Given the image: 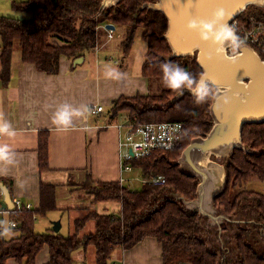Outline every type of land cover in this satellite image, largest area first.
<instances>
[{"label":"trees","instance_id":"1","mask_svg":"<svg viewBox=\"0 0 264 264\" xmlns=\"http://www.w3.org/2000/svg\"><path fill=\"white\" fill-rule=\"evenodd\" d=\"M145 1L154 0H120L117 5L101 12V0H15L13 12L28 15L22 18L12 14L0 15V76L4 82H8L11 76L16 49L20 48L22 61L33 63L47 73H57L61 56L70 58L71 68H74L76 58L95 49L102 38H108L105 28L100 25L111 22L116 27L127 26V36L120 43L124 55L131 53L136 31L141 29V37L146 41L141 72L149 77L150 90L147 94L121 95L114 99L107 109L108 121L110 123V120L126 114L135 123L181 121L184 124V137L178 148L154 150L130 161L145 179L163 176L164 183L147 181L134 189L127 182L96 180L91 175L79 182L76 187L93 194L95 201H120L122 208L119 212L89 211L74 221L75 232L72 234L53 228L37 230L36 218L57 208L56 184L41 183L39 208L18 210L13 207L9 209L8 219L2 218L0 233L8 228L12 235L9 231L0 234V264H6L11 257L21 264H34L45 244L50 252L48 264H73L74 250L90 244L96 248V264H111L116 248H130L146 236H155L162 243L164 264H264V254L246 240L249 227H242L236 246L226 248L223 244L221 254L213 243V238L224 241V236L235 235L234 225L243 221L223 225L221 235L216 227L213 230L207 228L208 237L205 238L204 217L197 211L186 209L183 202L176 199L178 194L187 198L195 196L198 179L181 172L174 161L192 136L211 128L209 107L212 98L197 105L194 97L186 94L169 103L179 90L173 91L163 85V73L159 67L171 54V47L162 36L168 20L160 11L139 9ZM248 11L264 19V12L260 9L251 6ZM170 60L197 78L202 73L195 57L188 55ZM154 81L161 85L159 92L155 91ZM210 88L214 90L213 86ZM242 134L243 141L252 151L236 148L227 160L229 181L215 203L233 217L243 213V209L247 210L244 214L258 221L264 236V193L246 187L253 179L264 180V122L245 124ZM49 137L48 129L39 131L41 171L50 168ZM10 218L18 222L16 226L9 224ZM88 219L95 220L94 232L79 236V230Z\"/></svg>","mask_w":264,"mask_h":264},{"label":"crops","instance_id":"2","mask_svg":"<svg viewBox=\"0 0 264 264\" xmlns=\"http://www.w3.org/2000/svg\"><path fill=\"white\" fill-rule=\"evenodd\" d=\"M14 1L0 0V5L7 2L6 11H11ZM2 12L0 15H7ZM104 46L106 44L99 40L95 49L86 53L84 60L74 68H71L70 58L61 56L57 73H47L33 63L22 61L21 54L16 51L8 82L0 76V119L10 121L15 130L14 136H0V143L10 146L13 157L11 163L0 162V208H3L4 186L9 189L12 199L19 197L36 209L41 203V183H55L57 208L39 217L38 231L52 228L54 221H60L61 231L72 234L75 232L74 221L89 211L119 212L122 208L120 201H95L93 194L76 187L89 175L96 180L120 181L119 142L123 130L119 124L124 122L117 117L109 123L107 109L121 95L147 94L150 90L149 77L141 72L143 59L139 62L140 69L126 71L129 64L138 63L130 57L133 47L129 55L115 58L112 49L118 46ZM64 103L83 112V115L74 117L72 125L67 128L57 127L51 121L52 113ZM93 104H101L105 110L92 113ZM41 129L50 131V168L44 171L39 168L38 155ZM8 214L3 212L1 218H7ZM94 230L95 220L88 219L78 235L84 236ZM49 261V246L45 244L34 264H48ZM112 263L164 264L162 243L155 236H146L130 248H116ZM6 264L21 263L11 257ZM73 264H96L95 246L90 244L74 250Z\"/></svg>","mask_w":264,"mask_h":264},{"label":"water","instance_id":"3","mask_svg":"<svg viewBox=\"0 0 264 264\" xmlns=\"http://www.w3.org/2000/svg\"><path fill=\"white\" fill-rule=\"evenodd\" d=\"M115 4L106 8L117 5ZM249 6L259 7L257 0H154L143 2L139 9H152L162 12L168 20V26L163 33L171 47L168 60L174 57L192 56L202 68L209 86L214 87V95L209 107L212 126L203 133L191 137L188 145L174 161L184 174L196 177L198 185L195 196L187 198L178 194L176 199L183 202L186 209L197 211L205 219V228H217L219 235L222 226L238 221L237 217L229 215L223 208L216 205L215 199L222 194L229 181L227 160L234 154L236 148L246 152L252 151L243 141V128L247 123L264 122V60L257 50L247 43L235 53L226 50L229 56L187 28L192 18L209 19L217 9H223L222 23L231 25V21L240 13L248 12ZM101 12L105 9L101 0ZM106 28L116 29L115 24L108 22ZM84 56L74 60L79 64ZM200 75V76H201ZM178 91L169 99L176 102L188 90ZM3 208H13L14 202L9 189L3 187ZM240 222V221H238ZM53 229L60 230V221L53 222ZM230 226V225H229Z\"/></svg>","mask_w":264,"mask_h":264},{"label":"built area","instance_id":"4","mask_svg":"<svg viewBox=\"0 0 264 264\" xmlns=\"http://www.w3.org/2000/svg\"><path fill=\"white\" fill-rule=\"evenodd\" d=\"M231 25L235 26L238 35L245 43L252 45L264 60V19L259 18L249 11L246 13L242 12L231 21ZM101 26L105 28L108 39L115 37V29L106 28V24H102L99 27ZM103 110H105V108L101 104H93L90 108L92 113H99ZM119 127L123 130V135L119 142L122 173L120 181L124 183L131 181L133 178L140 177L142 182L149 181L155 184L164 183L165 178L163 176L152 179H145L141 175L134 177L130 173L136 170L130 161L132 159L147 156L154 150L178 148L184 137L183 122L150 121L135 123L131 120H127V122L120 123ZM12 200L14 202L13 207H16L18 210L24 208L28 210L34 209L30 202H25L19 197H14ZM9 209L10 208H0V222L2 221L1 214L3 212H9ZM17 223L15 219H9V224L12 227L16 226Z\"/></svg>","mask_w":264,"mask_h":264},{"label":"clouds","instance_id":"5","mask_svg":"<svg viewBox=\"0 0 264 264\" xmlns=\"http://www.w3.org/2000/svg\"><path fill=\"white\" fill-rule=\"evenodd\" d=\"M116 0H102L103 7L115 4ZM259 7H264V0H257ZM224 11L217 9L213 12L209 19L192 18L188 21L187 28L195 32L202 41L208 42L215 46L218 51L224 52L226 58L230 60L236 59L235 56H229L226 50L232 53L237 52L245 41L238 35L234 25L222 23ZM162 76L163 85L173 91L188 90L194 97L197 105L207 103L214 93L210 88L206 78L200 76L197 78L191 72L186 71L180 64L171 60H166L159 65ZM83 115L80 109L74 108L71 104L64 103L57 107L52 113L51 121L57 127L67 128L73 123V118ZM14 136L15 130L12 128L10 121L0 119V136ZM12 151L6 143H0V162L11 163ZM3 223V222H0ZM9 231L4 228V233Z\"/></svg>","mask_w":264,"mask_h":264},{"label":"rangeland","instance_id":"6","mask_svg":"<svg viewBox=\"0 0 264 264\" xmlns=\"http://www.w3.org/2000/svg\"><path fill=\"white\" fill-rule=\"evenodd\" d=\"M2 2L0 5V9L3 11L2 14H12V15H15V16L20 17V18L28 15L27 13H23V12H13L12 10L6 11L8 8V4H7V2H5V3H2ZM249 8H251V6H249ZM4 11H6V12H4ZM126 27L127 26L118 27V29L115 31V37L110 39V40H107V36L102 38V42H104V44H106V46H104L105 48H109V47L112 48V46L114 44H116L118 46L115 49H112V53L116 55L115 58L124 57V54L122 52L123 51L122 47H120L119 43L122 42V40L127 36ZM141 31H142L141 29H138L136 31V37L134 40L135 42L133 45V51L134 52H132V55L130 56L133 61H136L138 63H133V66L129 64L127 69H126V71H128L127 73L135 72L138 69H140L139 62L144 58V51L146 50V41L141 37ZM17 48H19V46H17ZM19 49H16V50L20 53ZM143 49H145V50H143ZM134 57H136V58H134ZM129 60H130V58H129ZM114 66H117V65H114ZM153 85L155 87V91L159 92L161 89L160 83H157L154 81ZM118 120H121L122 122H127V120H129V118L126 114H123L122 117H120V116L118 117ZM130 174H132L134 177L140 176L138 171H134ZM142 183L143 182L140 179V177L139 178H133L131 181L127 182V184L131 188H134V189L140 188L142 186ZM246 187H251V188L257 189V190L264 193V180L253 179L252 181H250L249 183L246 184ZM243 211H244L243 213L236 215V217L238 218V221H243V223H240V225H234V227L236 228V234L235 235H233L231 237L224 236L223 237L224 241H222L221 238H213V243L217 247H219L220 254L223 251V248H222L223 244H225L226 248H231V247L236 246L237 241H238L237 235H238V233H240L242 231V227H247V228L249 227L248 233L245 235L246 240L250 241V243L253 245V247L259 253L264 254V236L262 235V233L260 231V224L254 218H251L247 214H244L247 212V210L245 211L243 209ZM38 219H39V217L36 218V221H35L36 223H37ZM203 228L205 229V232L203 233V237L207 238L208 237V229L205 228V224L203 225ZM227 233L229 234V233H231V231H228Z\"/></svg>","mask_w":264,"mask_h":264}]
</instances>
